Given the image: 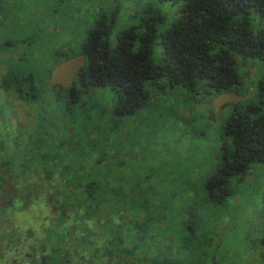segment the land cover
<instances>
[{"label": "trees", "instance_id": "obj_1", "mask_svg": "<svg viewBox=\"0 0 264 264\" xmlns=\"http://www.w3.org/2000/svg\"><path fill=\"white\" fill-rule=\"evenodd\" d=\"M158 1L176 6V16L168 26H164L161 8L149 5L114 36L116 8L99 11L77 51L83 64L68 86L50 82L52 66L66 53L54 50L40 51L39 57L32 54V50L39 49L37 31L24 37H9L8 13L13 20L15 14L0 2V96L11 94L16 100L36 104L42 122L45 105L38 103L48 96L49 90L60 103V113L68 114L82 99L85 106L87 98L98 94L97 89L109 88L114 100L108 121L118 120L136 113L166 86L193 88L202 84L216 94L230 92L241 83L237 57L264 61V0ZM157 41L162 45L158 58ZM251 96L245 103L235 105L225 118L214 170L193 187L194 191H201L204 208L195 211L193 200H188L189 204L185 200V204L173 209L174 223L164 221L158 224L157 231L145 229L146 235L133 215L139 216L135 210L140 196L139 192L134 195L130 175L125 177L124 162H69L60 151L57 157L34 138L22 141L6 132L7 140L12 142H0V148L7 152L0 154L1 162L13 171L29 173L38 182L54 178L57 187L53 194L60 197L56 208L73 209V253L69 247H61L59 258L47 252L39 264H71L72 260L77 264L90 256L102 261L113 259L116 264H236L209 251L208 230L203 232L204 239L198 241L197 225L203 228L213 223L221 212L228 211L229 204L236 211L251 207H241L235 200L250 167L264 163V75ZM88 108L93 112L91 105ZM6 112V105L1 102L0 119ZM41 122L38 126H42ZM19 131L25 137L23 130ZM20 153L22 159L17 164ZM54 158L62 162H52ZM6 180L0 173V208L10 202L1 198ZM259 213L262 234L251 240L248 249L257 245L264 250V197ZM201 217L202 223L196 224ZM220 222L222 217L215 223L217 228ZM91 223L99 227L94 228L95 235L85 229ZM170 229L173 235L165 236ZM55 231L48 229L50 240ZM61 235L67 236L64 231Z\"/></svg>", "mask_w": 264, "mask_h": 264}, {"label": "rangeland", "instance_id": "obj_2", "mask_svg": "<svg viewBox=\"0 0 264 264\" xmlns=\"http://www.w3.org/2000/svg\"><path fill=\"white\" fill-rule=\"evenodd\" d=\"M0 2L15 14L13 20L8 13L11 25L9 37H24L37 31L35 38L39 49L32 50V54L39 57L40 51L54 50L66 53L52 66L50 79L51 83L63 86L74 82L77 69L83 64V57L77 51L99 11L116 8L113 36L149 5L161 8L165 17L164 26H168L176 16L175 5L161 4L158 0ZM161 52L162 45L157 41V58ZM237 63L241 83L230 92L216 94L202 84L193 88L166 86L136 113L121 116L118 120L111 118L108 121L114 100L109 88L97 89L98 94L87 98L85 106L82 99L68 114L60 113V103L51 97L49 90L48 96L38 103L45 105L42 122L36 104L24 103L11 94H3L0 103H5L7 112L4 119H0V142L7 140L8 132L9 135L19 136L22 141L34 138L38 143H44L57 157V151H60V155L69 162H124L125 177L130 175L134 195L139 192L137 196H140L139 206L135 207L139 216L133 215L137 224H142L143 234L146 235L145 229L157 231L158 224L164 221L174 223L173 209L185 204V200L186 204H189L188 200H193L195 211L204 208L201 191H194L193 187L200 185L214 170L225 118L235 105L252 98L257 81L264 75V61L259 58L237 57ZM37 64L41 62L37 60ZM90 105L93 112L88 108ZM39 122L43 123L42 126H38ZM19 130H23L25 137ZM0 150L2 155L7 153L3 148ZM24 152L25 160L26 149ZM20 159L21 153L15 162L19 164ZM52 162L62 161L54 158ZM0 173L8 179L4 182L1 198L5 202L10 201L5 208H0V264H39L42 255L47 252L59 258L62 255L60 248L65 246L73 253V234L70 233L73 209L62 211L56 208L60 197L53 194L57 187L54 178L38 182L29 173L18 169L13 171L1 160ZM12 177L13 180L10 179ZM36 178L39 180L37 175ZM238 188L237 205L251 207L236 211V207L229 204L228 211L219 215V218L222 217L219 228L215 226L218 217L203 228L197 225L198 241L204 239L203 232L208 230V236L211 235L209 251H216L236 264H264L262 248L257 245L249 249L246 247L252 244L251 240L259 239L263 230L259 209L264 197V163L253 164ZM199 223H202V217L196 222ZM95 224L85 228L92 235H95L94 228H99ZM48 229H56L51 240L47 237ZM61 231L66 233L65 238L61 237ZM173 233L170 229L164 235L170 237ZM53 248L59 251L55 252ZM77 264L116 263L113 259L102 261L90 256Z\"/></svg>", "mask_w": 264, "mask_h": 264}]
</instances>
